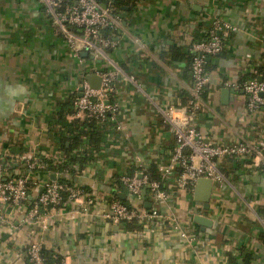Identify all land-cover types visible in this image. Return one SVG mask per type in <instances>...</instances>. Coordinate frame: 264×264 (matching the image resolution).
I'll return each mask as SVG.
<instances>
[{
    "label": "crops",
    "instance_id": "0c3cea01",
    "mask_svg": "<svg viewBox=\"0 0 264 264\" xmlns=\"http://www.w3.org/2000/svg\"><path fill=\"white\" fill-rule=\"evenodd\" d=\"M218 21L235 30L218 31L225 47L208 59V109L196 126L212 142L264 143V110L250 114L241 90L229 89L224 99L223 85L211 87L264 69V0H140L124 14L111 52L97 57L82 50L81 60L71 56L36 0H0V153L10 155L13 173L24 174L32 154L61 160L58 135L70 136L66 123L81 115L59 120L58 105L79 93L87 73L114 74L109 101L117 104L115 120L123 126L96 124L101 138L95 159L72 176L84 189L80 200L61 213L49 212L45 225L25 224L23 207L6 210L0 264H30L25 251L34 242L64 264H228L227 255L242 260L241 251L250 253V264H264V171L244 168L241 160L218 161L226 182L211 190L208 209L168 178L164 187L171 201L160 206L167 220L127 230L105 217L118 176L156 167L172 151L174 135L163 111L184 105L183 92L192 83L184 53ZM51 173L38 177L50 180ZM116 191L128 194L121 184ZM142 201L151 202L147 191L133 205ZM194 215L212 225L202 229Z\"/></svg>",
    "mask_w": 264,
    "mask_h": 264
},
{
    "label": "built area",
    "instance_id": "2783aa9c",
    "mask_svg": "<svg viewBox=\"0 0 264 264\" xmlns=\"http://www.w3.org/2000/svg\"><path fill=\"white\" fill-rule=\"evenodd\" d=\"M49 16L50 22L63 36L72 57L80 59L82 50L90 51L97 56H106L102 47L114 46V41L96 38L98 30L114 28L120 30L124 15L112 14L105 6L102 7L97 0H75L74 4L62 6L63 0H36ZM234 31L235 28L225 23L216 22L202 38L191 43L189 52L192 54L190 79L188 88L190 99L187 104L181 106L170 105L163 111L165 121L171 126L174 135L172 151L164 160L156 164V172L161 177L159 180L151 179L147 174V168L133 170L131 173L122 174L117 181L123 185L127 192L139 198L144 188H147L151 198L152 207L146 209L142 206L126 204L112 199L109 204V212L105 214L108 220L114 223L120 221L137 220L140 224L156 218L163 222L168 219L162 213L160 206H168L170 197L164 182L173 178L178 189L193 194L198 179H210L217 182L213 190H219L224 186L226 178L221 171L218 161L220 159H237L244 161V168L264 171V143L257 139H244L238 141L217 143L206 140L198 130L196 122L200 114L207 111V101L201 93L209 88L208 71L205 60L211 56L223 52L225 42L218 34L221 29ZM75 29L79 31L76 32ZM101 76L99 89L89 86L85 78L81 81L80 96L74 102L77 115L86 114L96 120V124L102 126L113 125L115 129H123V126L115 120L117 104L109 101V95L113 91V76L111 71L98 72ZM219 85L234 91H242L246 95V110L253 114L258 110H264V71L250 79L240 81L221 80L211 87L216 89ZM260 137L261 135L258 134ZM26 172L15 175L4 166L0 157V221H5L6 210L23 207L25 210L24 223L28 225L44 224L49 212L61 213L66 210L67 203L80 200L83 191L75 184L66 185L58 180H40L39 172H46V165L41 155L32 154L25 158ZM66 172V171H65ZM48 173V172H47ZM32 184L38 191L33 197L30 195L27 184ZM67 192L64 201L62 192ZM50 205L48 208H44ZM167 218V219H166ZM172 223L171 221H169ZM176 228V227H173ZM30 264H48L40 242H34L25 251ZM49 264H64L54 261Z\"/></svg>",
    "mask_w": 264,
    "mask_h": 264
},
{
    "label": "trees",
    "instance_id": "16d2710c",
    "mask_svg": "<svg viewBox=\"0 0 264 264\" xmlns=\"http://www.w3.org/2000/svg\"><path fill=\"white\" fill-rule=\"evenodd\" d=\"M75 0H63L62 6L64 7L65 5H71L74 4ZM140 0H97V2L100 5H105L112 14L116 13H122L124 14H130L133 12L137 4ZM76 32H78V29H75ZM119 34L118 29L114 28H103L98 30L96 33V38H104L108 39L110 41H114V38H116ZM113 46H104L102 47L103 50L106 53H110L112 50ZM188 63H189V70L191 68V58L192 54L190 52L184 53ZM209 58L205 60V67L208 69L209 66ZM264 71L261 70L260 68L257 69V71L253 74H246L244 77L240 79V81H243L245 78H252L257 76V74L262 73ZM207 93V90L205 89L202 93L201 96L205 98ZM77 98L76 93L70 95L65 101L62 103H59L58 105V111L56 113V118L61 120L62 116L64 115H69V116H74L76 114L75 108H74V102ZM190 99V93L189 91L183 92V97H182V102L183 104H187ZM67 126L70 125L72 127V133L70 136L65 137L63 134H59L57 141H58V150L61 151L62 156L61 160L58 162L56 161L53 157L51 156H45L41 155V158L43 162L46 165V172L51 173V172H60L63 173L65 172L67 174L66 177L62 176L61 178L58 179V182L66 184V185H72L73 180L72 176H75L79 174V170L83 168L84 166L88 165L90 162L94 161L95 156L93 152L97 151L100 146V138L101 135L97 131L96 127V120H94L92 117H89L86 114H83L81 116H77V118L71 119L69 122L66 123ZM92 150V152H91ZM1 160L10 172H13V161L10 158V155H4L0 153ZM132 171H130L131 173ZM147 174L151 179H156L161 182L163 185V181L161 180V177L157 174L156 172V167L154 165H151L147 169ZM120 186V184H118ZM116 186V190L119 189V186ZM29 193L31 194L33 185L32 184H27ZM82 187V186H81ZM79 187L82 191L84 190L83 187ZM113 193L111 196V199L118 200L124 204H126L128 207H131L132 205L127 202L126 200H121L117 196V191ZM67 192L63 191L62 196L63 200L65 201L67 198ZM50 205H46L44 208H48ZM111 221V220H110ZM120 224L124 226L125 229L127 230H136L141 229V225L137 220H129V221H120ZM241 251V250H240ZM43 253L46 257V263H51L54 261H58L55 257L53 258L50 254V252L46 251L43 249ZM243 259L239 260L236 255L234 254H228V264H250L251 261V255L248 252H242Z\"/></svg>",
    "mask_w": 264,
    "mask_h": 264
},
{
    "label": "water",
    "instance_id": "95a60500",
    "mask_svg": "<svg viewBox=\"0 0 264 264\" xmlns=\"http://www.w3.org/2000/svg\"><path fill=\"white\" fill-rule=\"evenodd\" d=\"M102 7H105V5H102ZM81 55L84 56L85 53H82ZM84 78L87 80V82L91 88H93V89H99L100 88L101 76L99 74H97L95 72H90V73L85 74ZM81 89H82V87L79 86V93L77 94V96H80ZM221 92L224 95V96L222 95L224 97V99H226V97H228L230 90L228 88H223L221 90ZM59 178H60V175H56L54 173L50 174V180H52V181L57 180ZM216 186H218V183L212 182L210 179H205V178L198 179L196 184H195L194 191H193V200L198 202V203L199 202L204 203V208L208 209V207H209L208 201L211 198V190L214 189ZM146 190H147V188H144L142 190L140 199H144V196L146 194ZM117 196L119 199H122V200L127 199L132 205L138 199L130 193L126 194V193L120 192L117 194ZM141 206L146 208V209H150L152 207V202L142 201ZM193 221L195 223L201 225L202 229L206 226L212 225V220H210L209 218H206L204 216H201V215H194Z\"/></svg>",
    "mask_w": 264,
    "mask_h": 264
},
{
    "label": "rangeland",
    "instance_id": "374dc122",
    "mask_svg": "<svg viewBox=\"0 0 264 264\" xmlns=\"http://www.w3.org/2000/svg\"><path fill=\"white\" fill-rule=\"evenodd\" d=\"M70 51V50H69Z\"/></svg>",
    "mask_w": 264,
    "mask_h": 264
}]
</instances>
